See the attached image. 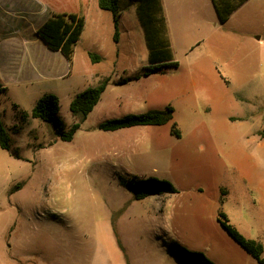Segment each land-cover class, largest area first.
Here are the masks:
<instances>
[{
  "label": "rangeland",
  "instance_id": "rangeland-1",
  "mask_svg": "<svg viewBox=\"0 0 264 264\" xmlns=\"http://www.w3.org/2000/svg\"><path fill=\"white\" fill-rule=\"evenodd\" d=\"M86 1H33L17 15L34 29L50 13H77L85 28L71 76L0 97L20 156L0 148V264H180L175 242L213 264H259L222 227L220 213L264 245V0H249L224 25L214 11L208 43L179 47V66L142 85L117 84L148 65L134 9L122 12L116 42L112 13ZM106 78L107 91L71 142L55 138L50 123L22 120L54 94L70 128L80 121L72 101ZM168 107L174 118L162 126L99 129ZM136 177L167 180L177 193L136 201L127 188Z\"/></svg>",
  "mask_w": 264,
  "mask_h": 264
},
{
  "label": "trees",
  "instance_id": "trees-1",
  "mask_svg": "<svg viewBox=\"0 0 264 264\" xmlns=\"http://www.w3.org/2000/svg\"><path fill=\"white\" fill-rule=\"evenodd\" d=\"M249 0H212L218 21L226 24L230 17ZM101 10L109 11L114 18V40L119 42V20L122 11L135 6L139 23L144 32L146 46L149 51V65L143 69V75L163 73L165 69L177 68L178 62L174 59L171 47L168 26L162 5V0H98ZM85 28V17L77 13H51L38 27L36 34L43 40L51 51L60 52L72 65L75 48L78 45ZM92 62H99L100 56L89 54ZM110 78L100 81L77 95L70 105L74 117L79 123L70 128L59 116V98L54 94L44 95L35 105L31 113L23 112L22 120L38 119L54 126L55 138L71 142L79 131L81 123L87 120L96 105L100 102ZM5 89L0 86V96ZM174 118V109L168 107L164 111H149L145 114H130L119 119L105 121L99 129L105 132H116L137 126H162L170 123ZM173 135L181 137V133L174 126ZM264 138V132L262 133ZM0 148L12 153L17 158L11 145L9 129L5 126L0 115ZM128 188L136 201L144 200L155 195L175 194L177 189L167 180L134 178L128 182ZM222 227L227 233L245 249L259 264H264V245L254 239H247L228 220L224 213H220ZM171 252L177 257L180 264H213L204 253L191 252L178 242L173 243Z\"/></svg>",
  "mask_w": 264,
  "mask_h": 264
},
{
  "label": "crops",
  "instance_id": "crops-1",
  "mask_svg": "<svg viewBox=\"0 0 264 264\" xmlns=\"http://www.w3.org/2000/svg\"><path fill=\"white\" fill-rule=\"evenodd\" d=\"M33 1H35V4L38 3V0H0V86L5 89V93L1 95L3 97L8 96L7 93L10 92V88H15L17 90L23 88L31 89L30 87L40 82L53 80L54 78L69 77L73 72L75 62L70 65L62 53L51 51L36 34L39 26L33 29L29 26L30 22L26 18L17 16L24 8V4L30 3V5H32ZM78 1L81 3V0ZM83 1L86 4L87 1ZM162 5L174 55L175 52L177 53L179 47H186L188 50H194L200 46L201 43H208L210 36L208 22L212 20L215 11L212 0H162ZM131 8L134 9L137 23L142 29L135 6L129 7L122 12ZM124 16L125 13H122L120 16L119 29ZM253 41H255V39ZM148 65L143 67V69L148 67ZM142 73L143 70L135 73L133 78L121 79L117 84L142 85L145 82L151 81L155 75H164L163 73H154L149 76H144ZM107 89L108 87L105 92ZM12 96L15 99L18 98L17 95ZM263 205L264 194L262 195V206Z\"/></svg>",
  "mask_w": 264,
  "mask_h": 264
}]
</instances>
